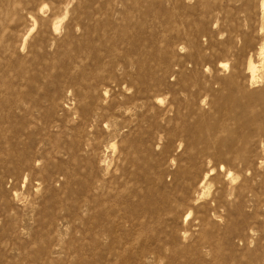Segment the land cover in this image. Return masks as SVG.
I'll list each match as a JSON object with an SVG mask.
<instances>
[{
  "label": "rangeland",
  "instance_id": "374dc122",
  "mask_svg": "<svg viewBox=\"0 0 264 264\" xmlns=\"http://www.w3.org/2000/svg\"><path fill=\"white\" fill-rule=\"evenodd\" d=\"M0 264H264V0H0Z\"/></svg>",
  "mask_w": 264,
  "mask_h": 264
},
{
  "label": "bare ground",
  "instance_id": "6f19581e",
  "mask_svg": "<svg viewBox=\"0 0 264 264\" xmlns=\"http://www.w3.org/2000/svg\"><path fill=\"white\" fill-rule=\"evenodd\" d=\"M262 54H263V53H262ZM222 68H223V67H222ZM249 70H250V72H251V76H252V78H255L256 67H255V65H254L252 59H250V61H249Z\"/></svg>",
  "mask_w": 264,
  "mask_h": 264
}]
</instances>
